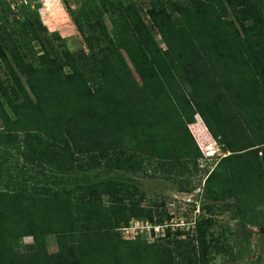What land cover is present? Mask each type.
Returning <instances> with one entry per match:
<instances>
[{
  "label": "trees",
  "instance_id": "1",
  "mask_svg": "<svg viewBox=\"0 0 264 264\" xmlns=\"http://www.w3.org/2000/svg\"><path fill=\"white\" fill-rule=\"evenodd\" d=\"M85 3L73 16L64 2L83 42L75 52L27 0L21 20L6 13L0 21V264H206L227 248L211 242L202 198L235 197L246 223L264 195L263 7L149 0L147 22L132 1L106 6L108 29ZM195 115L225 155L192 204L200 209L197 237L173 241L165 238L187 230L173 229L175 215L157 199L142 203L143 179L195 190L190 175L204 154L188 128ZM133 218L162 225V241L126 235ZM50 234L55 252L47 250ZM25 236L34 244L17 250Z\"/></svg>",
  "mask_w": 264,
  "mask_h": 264
},
{
  "label": "rangeland",
  "instance_id": "2",
  "mask_svg": "<svg viewBox=\"0 0 264 264\" xmlns=\"http://www.w3.org/2000/svg\"><path fill=\"white\" fill-rule=\"evenodd\" d=\"M26 0H0V21L4 17V14L8 13L10 21L14 17H18L20 20L23 18L24 8H19V4L24 3ZM31 5V10L36 9L39 12L42 23H44L50 31H57L62 37L65 38L67 47L75 52L79 51L83 47V42L80 34L75 28L72 19L64 4L66 2L68 8L72 11L73 16H78V9L81 8L82 3H85L84 8H93L96 11V16L91 19L101 20L107 26L111 28L110 11H103L106 6L109 8H124L129 2L136 1L141 9V14L144 20L149 22L147 9L149 7V0H113V3H108L109 0H27ZM264 10V0H259ZM122 6V7H119ZM171 12V15L177 24H182L183 20L180 15L173 11L171 7L167 8ZM104 12L102 18L97 17V14ZM28 15V14H27ZM82 19V18H81ZM153 36L157 43L161 47H165V44L161 36L156 30L153 31ZM34 46L37 51H40V45L34 42ZM121 62L132 76L138 80L130 61L123 50H118ZM1 64V61H0ZM2 71V70H1ZM143 94L146 98H150L144 90ZM199 116V115H198ZM200 117V116H199ZM195 123L189 124L192 135L204 149L203 157L199 160V170L190 175L192 185L196 186L193 192H180L177 184H171L161 178L147 179L144 178V188L146 190L147 198L143 200L145 204L149 199L160 204V208H163L169 213H173L175 218L172 220L174 223L181 221L183 213L188 216L187 220L190 223L192 219L198 217L200 212L192 209L193 202L198 203L200 196L204 194L203 183L208 173L214 169L216 163L221 159L225 153L221 150V145L216 142L203 123L195 115ZM211 152V153H209ZM147 165V163H146ZM184 179V178H183ZM235 197L225 198L224 201H213L210 198H202L199 203H206L209 206L207 212L201 210V215L204 218L212 219L211 224L208 226V236L212 237L211 242L217 241L218 245L223 247V250L227 248V251L211 252L209 254L210 260L206 264H264V195L259 202H256L253 210L249 212L250 220L246 223H242L239 207H237ZM198 205V204H196ZM238 206H241L238 203ZM198 207V206H197ZM169 221H164L163 225H168ZM189 223L187 225H189ZM130 227L124 232L126 235H140L142 239L147 242L162 241L160 236L162 229L157 230L159 223H153L143 219L133 218L129 222ZM152 226V227H151ZM151 228V230L149 229ZM156 227V228H153ZM165 226V232H166ZM187 227V226H186ZM189 227V226H188ZM189 229L181 236H175L171 234L169 238L185 239L188 237H197L196 227ZM187 229V228H186ZM153 232L150 234V231ZM167 233V232H166ZM47 250L49 252H55L57 248L56 236L54 234L47 235L45 238ZM196 244L197 242L194 241ZM34 244L31 236L21 237L16 244L17 250L25 251L26 246H32ZM164 244L170 248L174 247V243L165 241ZM197 246V245H196ZM187 247V246H186Z\"/></svg>",
  "mask_w": 264,
  "mask_h": 264
},
{
  "label": "built area",
  "instance_id": "3",
  "mask_svg": "<svg viewBox=\"0 0 264 264\" xmlns=\"http://www.w3.org/2000/svg\"><path fill=\"white\" fill-rule=\"evenodd\" d=\"M198 206V207H197ZM196 206V208H195V212L198 210V212L200 211V209H199V205H197ZM181 218V221H178V222H176V223H174V221L172 220V223H171V225H172V227H173V229H175V228H177V227H180V228H184L185 230H189V229H191V227L193 226L194 227V219H192V221L189 223L188 222V220L186 219V217L185 216H181L180 217ZM189 223V225H187ZM187 226V227H186ZM189 226V227H188ZM130 227H133V226H129V227H126V228H123L124 230V232L126 231V229H129ZM152 227V226H151ZM153 228H156V227H153ZM187 228V229H186ZM149 229L151 230V228L149 227ZM159 229H162V232H164V227L162 226V225H159V227H157V230H159ZM149 230V231H150ZM150 234H152L151 233V231H150ZM134 235V234H133ZM161 235H164L163 233L161 234ZM160 235V236H161Z\"/></svg>",
  "mask_w": 264,
  "mask_h": 264
},
{
  "label": "bare ground",
  "instance_id": "4",
  "mask_svg": "<svg viewBox=\"0 0 264 264\" xmlns=\"http://www.w3.org/2000/svg\"><path fill=\"white\" fill-rule=\"evenodd\" d=\"M209 153H211V152H209Z\"/></svg>",
  "mask_w": 264,
  "mask_h": 264
}]
</instances>
